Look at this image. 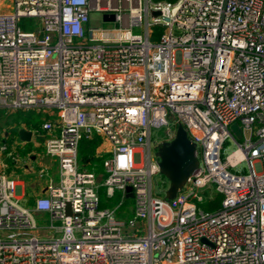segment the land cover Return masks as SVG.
I'll use <instances>...</instances> for the list:
<instances>
[{"label": "built area", "instance_id": "built-area-1", "mask_svg": "<svg viewBox=\"0 0 264 264\" xmlns=\"http://www.w3.org/2000/svg\"><path fill=\"white\" fill-rule=\"evenodd\" d=\"M10 2L0 12V110L47 112L29 131L59 172L37 173L46 192L30 209L0 159V264H264V0ZM92 13L110 26L90 27ZM23 19L37 29L23 31ZM179 124L199 169L167 200L169 185L154 190L157 152ZM94 136L112 148L100 152L104 178L79 168V144ZM102 188L120 195L111 209ZM213 192L223 199L210 213L201 205ZM126 200L131 216L119 219Z\"/></svg>", "mask_w": 264, "mask_h": 264}, {"label": "crops", "instance_id": "crops-1", "mask_svg": "<svg viewBox=\"0 0 264 264\" xmlns=\"http://www.w3.org/2000/svg\"><path fill=\"white\" fill-rule=\"evenodd\" d=\"M26 111H34L37 114V117H41V113L35 111V110H26ZM17 111H13L12 113H16ZM46 118L40 119L43 123V120ZM21 129H25L26 131L32 130L27 128V126L23 125L21 126ZM19 129V131L21 130ZM30 132V131H29ZM9 131L7 132V129L4 130L3 133V139L7 144V149H9ZM99 137V136H98ZM101 138V137H100ZM102 141H105L103 138H101ZM11 151L7 153V156L11 154L13 156L12 150L17 153L20 151L21 153H17V160H13L11 157H7V160H4V162L7 164V174H9L12 177L17 178L19 181V184L22 185V195L24 198V203L27 205L28 208L34 209L35 200L45 195L46 187H45V181L43 179H40L37 175V173L41 169H47L48 173L51 177H53L55 180H58V172L59 167L58 163L54 159H50L45 154L44 144L43 140L39 138H32V141L29 143L21 141L19 134L17 138L11 139ZM107 146L109 144L105 141V143H102L101 146L97 149V155L101 158H106L107 155L100 154L101 151L107 150ZM14 157V156H13ZM8 165H13L14 168H9ZM105 172V171H104ZM95 173V172H94ZM96 174V173H95ZM99 177H103L102 174H97ZM105 177V176H104Z\"/></svg>", "mask_w": 264, "mask_h": 264}, {"label": "water", "instance_id": "water-1", "mask_svg": "<svg viewBox=\"0 0 264 264\" xmlns=\"http://www.w3.org/2000/svg\"><path fill=\"white\" fill-rule=\"evenodd\" d=\"M155 16H158L156 13ZM106 21L114 20V17L105 16ZM231 131L238 140L242 139V131L238 124L231 126ZM21 141L29 143L32 141L31 132L21 129L19 132ZM160 159V172L168 181V190L165 194L167 200H173L182 191L189 178L198 171L199 159L196 146L190 141L183 125L179 124L174 139L171 142L163 143L158 148ZM129 197L133 198L131 189L127 190ZM71 214V206L67 205V215Z\"/></svg>", "mask_w": 264, "mask_h": 264}, {"label": "trees", "instance_id": "trees-1", "mask_svg": "<svg viewBox=\"0 0 264 264\" xmlns=\"http://www.w3.org/2000/svg\"><path fill=\"white\" fill-rule=\"evenodd\" d=\"M152 3H175L177 0H150ZM163 33V29L157 27L154 29V35L152 37L153 41H156L160 38ZM11 121L8 124L11 128L7 129L9 131L10 138H17L19 129H21L22 124L27 126L29 129H40L42 125V121L40 117H37L36 112L34 111H26V110H18L16 113H11L9 118ZM4 130L0 127V136L3 139ZM102 144V139L98 136H94L92 138H84L80 144L78 149L79 154V168L82 171L95 172L96 174H102L103 178L105 176L104 172V158H101L97 155V149ZM9 146V145H8ZM9 148V147H8ZM9 149H7V152ZM17 153H21L18 151ZM120 195H115L110 198L106 195L105 189L100 190V199H101V208L108 210L113 208L119 201ZM222 196H218L212 202H204L201 207L206 212H217L222 203ZM132 206L131 200H126L123 205V210H127V215H119V219H123L126 216H131V213L128 212V209Z\"/></svg>", "mask_w": 264, "mask_h": 264}, {"label": "rangeland", "instance_id": "rangeland-1", "mask_svg": "<svg viewBox=\"0 0 264 264\" xmlns=\"http://www.w3.org/2000/svg\"><path fill=\"white\" fill-rule=\"evenodd\" d=\"M10 7H11L10 0H0V12L1 13L9 12ZM36 24H37V22L35 19H23L22 22L20 23V27L23 31H34L37 29ZM89 25H90V27H94V28L110 26V25H105L102 23L101 15L99 13H92L90 15ZM134 33L135 34H141L142 31L139 28H135ZM12 112L13 111L6 110V109L0 110V127H2L3 129L11 128V126L8 124V122H10L11 120L8 118ZM40 115H41L40 119H42V117L48 118L46 111L41 112ZM173 130H175V129H173ZM155 138H156L155 141H157V142L162 141L163 140V132L160 131V132L156 133ZM11 139L12 138H10V141H9V151H11V145H10ZM6 142H8V140L5 141V139H2V137L0 136V150H1V147L6 144ZM102 143H105V141H102ZM228 146H229V149L227 151L228 154L232 153L237 148V146L233 142H230L228 144ZM107 150L109 152H112L111 146H107ZM12 153H13L14 158H17V153H15L14 150H12ZM7 157H8L7 153H4V154L0 153V159L7 160ZM8 167L14 168L13 165H8ZM243 168L245 169L246 172H248L247 166L244 165ZM162 182H164L165 184L164 183L162 184ZM167 183H168L167 179L165 177H163L162 175L156 177L154 179V190H157L158 188L163 189L165 186L169 185ZM205 196H206L205 202H212L209 200V196L213 197V199L215 200L219 195H217L215 192H213L212 194L206 193ZM36 222H37V226L39 228H41V235H44L45 231L43 230V227L49 225V216L47 214H44L43 216L42 215H36Z\"/></svg>", "mask_w": 264, "mask_h": 264}]
</instances>
